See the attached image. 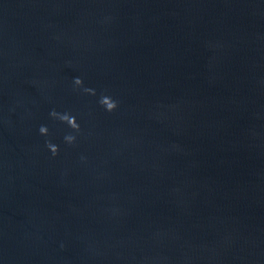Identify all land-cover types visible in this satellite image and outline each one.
Wrapping results in <instances>:
<instances>
[{
  "label": "water",
  "instance_id": "obj_1",
  "mask_svg": "<svg viewBox=\"0 0 264 264\" xmlns=\"http://www.w3.org/2000/svg\"><path fill=\"white\" fill-rule=\"evenodd\" d=\"M0 264H264V0H0Z\"/></svg>",
  "mask_w": 264,
  "mask_h": 264
}]
</instances>
